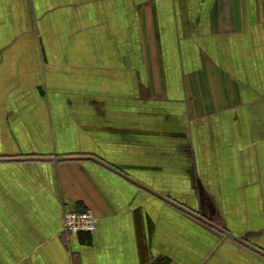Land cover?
I'll return each instance as SVG.
<instances>
[{"label":"crops","instance_id":"1","mask_svg":"<svg viewBox=\"0 0 264 264\" xmlns=\"http://www.w3.org/2000/svg\"><path fill=\"white\" fill-rule=\"evenodd\" d=\"M158 258L264 264V0H0V264Z\"/></svg>","mask_w":264,"mask_h":264},{"label":"built area","instance_id":"2","mask_svg":"<svg viewBox=\"0 0 264 264\" xmlns=\"http://www.w3.org/2000/svg\"><path fill=\"white\" fill-rule=\"evenodd\" d=\"M63 223L65 230L72 234L94 233L98 228L99 218L90 210H69L63 214Z\"/></svg>","mask_w":264,"mask_h":264},{"label":"trees","instance_id":"3","mask_svg":"<svg viewBox=\"0 0 264 264\" xmlns=\"http://www.w3.org/2000/svg\"><path fill=\"white\" fill-rule=\"evenodd\" d=\"M165 262H166V259L165 258H158V259L154 260L150 264H165Z\"/></svg>","mask_w":264,"mask_h":264},{"label":"water","instance_id":"4","mask_svg":"<svg viewBox=\"0 0 264 264\" xmlns=\"http://www.w3.org/2000/svg\"><path fill=\"white\" fill-rule=\"evenodd\" d=\"M192 212V211H191ZM194 214H196V213H194Z\"/></svg>","mask_w":264,"mask_h":264}]
</instances>
